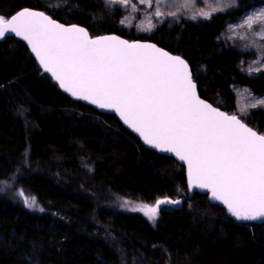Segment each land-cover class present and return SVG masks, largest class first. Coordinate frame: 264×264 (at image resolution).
Wrapping results in <instances>:
<instances>
[{
    "label": "trees",
    "instance_id": "1",
    "mask_svg": "<svg viewBox=\"0 0 264 264\" xmlns=\"http://www.w3.org/2000/svg\"><path fill=\"white\" fill-rule=\"evenodd\" d=\"M264 0H237L208 20L166 18L145 36L104 0H0L6 19L41 11L93 36L151 41L182 57L199 96L234 114L233 87L264 97V72L246 74L251 51L222 43L227 23ZM264 134V110L244 117ZM17 191L34 197L41 213ZM156 219L133 211L160 199ZM128 203L125 204L124 202ZM0 264H264V223H237L189 193L184 168L147 150L119 122L72 101L13 35L0 38Z\"/></svg>",
    "mask_w": 264,
    "mask_h": 264
},
{
    "label": "snow or ice",
    "instance_id": "2",
    "mask_svg": "<svg viewBox=\"0 0 264 264\" xmlns=\"http://www.w3.org/2000/svg\"><path fill=\"white\" fill-rule=\"evenodd\" d=\"M108 2L126 5L128 0ZM254 21L264 30V10L243 23L251 28ZM6 33L27 41L64 91L114 110L146 144L185 162L189 189H207L238 221L264 220V135L199 99L183 59L154 44L117 36L93 39L82 27H66L29 9L10 19L0 15V38ZM19 195L25 197L23 191ZM24 203L31 208L36 199L25 197ZM166 203L180 201L162 199L132 210L154 221Z\"/></svg>",
    "mask_w": 264,
    "mask_h": 264
},
{
    "label": "rangeland",
    "instance_id": "3",
    "mask_svg": "<svg viewBox=\"0 0 264 264\" xmlns=\"http://www.w3.org/2000/svg\"><path fill=\"white\" fill-rule=\"evenodd\" d=\"M104 1L110 4L108 0ZM236 3L237 0H128L126 5L119 3L110 5L118 6L125 11L123 25L127 31L133 29L136 36H145L166 18H182L188 21L208 20L216 13L234 8ZM262 10H264V5L251 7L240 17L227 23L221 36L222 43L234 46L240 51L252 52V58L240 66L242 72L250 75L264 72V30H261L257 21L253 22L251 28L243 22L249 15L259 13ZM157 11L161 13L160 16L156 15ZM204 13H208L209 17L205 18ZM233 90L236 96V111L232 115L242 118L252 109L264 110V104L260 103L264 101V97L254 95L247 88L238 85L234 86ZM20 192L17 191L15 194L25 205L24 198L32 197L27 194L25 197H21ZM166 206H170V204H161L159 208ZM26 207L41 213V208L37 202L31 208ZM134 207H138V205Z\"/></svg>",
    "mask_w": 264,
    "mask_h": 264
},
{
    "label": "water",
    "instance_id": "4",
    "mask_svg": "<svg viewBox=\"0 0 264 264\" xmlns=\"http://www.w3.org/2000/svg\"><path fill=\"white\" fill-rule=\"evenodd\" d=\"M23 9H29V8H23ZM23 9H20V10H23ZM20 10H19V11H20ZM29 10L38 11V10H34V9H29ZM17 12H18V11H17ZM17 12H15L14 14H16ZM38 12H41V11H38ZM42 13H43V12H42ZM14 14H13V15H14ZM44 14H45V13H44ZM45 15H47V14H45ZM11 16H12V15H11ZM11 16L8 17L7 19H10ZM47 16H49V15H47ZM49 17H50V16H49ZM50 18H51V17H50ZM51 19H52V18H51ZM53 20H54V19H53ZM55 21H56V20H55ZM56 22H57V23H60V22H58V21H56ZM60 24H62V23H60ZM63 25L67 27V26H71V25H74V24H70V25H68V24H63ZM76 26H78V25H76ZM78 27H81V26H78ZM82 28H83V27H82ZM84 29H85V28H84ZM85 30H86V29H85ZM86 31H87V30H86ZM6 34L13 35V36L16 37L18 40L22 41V42L25 44V46L27 47V49H28V51H29V53H30L32 59L36 62V64H37L38 67L40 68V70H41L43 73L47 74V75L51 78V80H52V81L58 86L59 90H60L64 95H66L69 99H71L72 101L79 102V103H81V104H83V105H85V106H89L90 108H92L94 111H96V112L99 113V114L113 116V117L119 122V124H121V125H122V126H123V127H124V128L130 133V134H131V135H133L135 138H137V139L140 141V143H141V144H142L147 150H150V151H152V152H155V153L158 154V155H162V156H166V157L172 158L177 164H179L180 166H182V167L184 168L185 178H186V182H187V187H188V190H189V193H190V194H192V193H197V194H204V195H207V198H208L209 203H210V204L217 205V206H219L220 208H222V209L225 211L226 215H227L231 220H233L234 222H237V223H244V224H249V223L261 224V223H264V220H255V221H238V220L235 219V217H233V216L228 212L227 207H226L222 202L217 201V200H214V199L211 198V192L208 191L207 189H201V188H195V187L189 189V186H188V169H187V164H186L185 162L179 160L178 157H176L175 154H173V153L160 151L159 149H156V148L152 147L151 145L146 144V143L144 142L143 138L140 137V135H139L137 132H135L132 128H130L128 125H126V124L123 122V120L120 118L119 114L116 113L114 110H112V109H107V108H103V109H102V108L98 107L97 105L92 104L90 101L83 100V99H79V98H77V97L72 96L70 93L64 91V89H62V88L59 86V83H58V82H57V81L51 76V73H48V72L44 71L43 67L40 65L39 60L37 59L35 53L32 52L31 47H30V45H28L27 41H25L22 37H18V36H16L15 33H6ZM102 36H117V37H119V38L122 39V40L128 41L127 39H125V38H123V37H121V36H119V35H116V34H104V35H98V36H93V37H91V36L89 35V37H90V38H93V39L98 38V37H102ZM128 42H129V43L139 42V43L154 44L156 47L162 49L163 51L168 52L167 50H165V49L159 47L158 45H156L155 43H153V42H151V41L136 40V41H128ZM168 53H169L170 55H172V56H178V57H180L179 55L172 54V53H170V52H168ZM180 58L183 59L182 57H180ZM183 60H184V59H183ZM184 61H185V60H184ZM185 62H186V61H185ZM186 63H187V62H186ZM188 66H189V65H188ZM189 70H190V67H189ZM190 72H191V70H190ZM194 83H195V82H194ZM196 92H197V96L199 97V99L203 100L205 103H207V104L211 105L212 107L216 108L218 111L223 112V113H225L226 115H230V114L226 113L225 111H223V110H221V109L215 107L214 105H212V104L209 103L208 101L202 99V98L199 96L197 89H196ZM238 119H239V118H238ZM241 122L244 123L242 120H241ZM244 124H245L247 127H249L246 123H244ZM249 128H251V127H249ZM253 130H254V129H253ZM254 131H256V130H254ZM256 132H257V131H256ZM257 133H258V132H257ZM258 134H259V133H258ZM259 135H261V134H259Z\"/></svg>",
    "mask_w": 264,
    "mask_h": 264
}]
</instances>
